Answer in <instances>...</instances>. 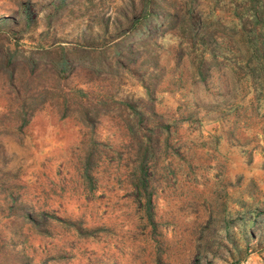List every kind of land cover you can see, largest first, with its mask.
<instances>
[{
    "label": "rangeland",
    "instance_id": "obj_1",
    "mask_svg": "<svg viewBox=\"0 0 264 264\" xmlns=\"http://www.w3.org/2000/svg\"><path fill=\"white\" fill-rule=\"evenodd\" d=\"M236 2L0 0V264H264Z\"/></svg>",
    "mask_w": 264,
    "mask_h": 264
},
{
    "label": "trees",
    "instance_id": "obj_2",
    "mask_svg": "<svg viewBox=\"0 0 264 264\" xmlns=\"http://www.w3.org/2000/svg\"><path fill=\"white\" fill-rule=\"evenodd\" d=\"M247 3V4H245ZM245 7L247 8L246 11V15H244V17L242 16L240 19V33L241 35H245L248 38L247 43H249V46L246 45L244 46V48L242 49L244 56H246V65H244V68L247 72H254L255 70H257L258 66H251L249 60L253 57L255 58L256 56H260L262 53H264V47L262 46V42H263V32L261 31L263 28L262 26H264V0H245L244 3H234V8H238V7ZM235 13L237 14L236 9H234ZM170 19L173 18V15L170 14L169 15ZM187 18H189V24L191 26L192 20H191V16L189 15ZM250 22V23H258L257 28H249L248 30L245 29V25ZM253 40L255 44H252L250 42V40ZM259 42L257 44V42ZM62 49V48H61ZM65 59L66 56H64L63 54H60L59 57L56 59V64L58 65H64L65 64ZM262 67V66H261ZM252 72V73H253ZM148 152V145H144V147L142 148V153H141V159L140 162L138 164L139 169H140V174L138 176L137 179V183L136 185H141V187H145V183H146V175L144 172V161L146 158V154Z\"/></svg>",
    "mask_w": 264,
    "mask_h": 264
}]
</instances>
